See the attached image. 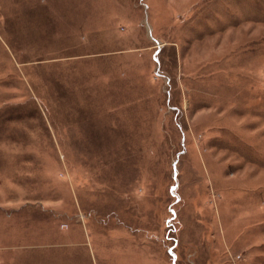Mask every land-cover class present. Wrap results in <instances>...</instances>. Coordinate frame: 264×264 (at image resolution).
<instances>
[{"label": "rangeland", "instance_id": "1", "mask_svg": "<svg viewBox=\"0 0 264 264\" xmlns=\"http://www.w3.org/2000/svg\"><path fill=\"white\" fill-rule=\"evenodd\" d=\"M0 264H264V0H0Z\"/></svg>", "mask_w": 264, "mask_h": 264}]
</instances>
